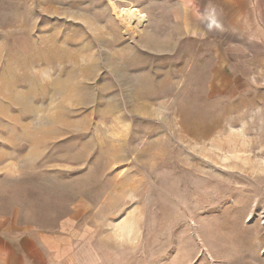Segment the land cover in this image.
Listing matches in <instances>:
<instances>
[{
  "label": "rangeland",
  "instance_id": "1",
  "mask_svg": "<svg viewBox=\"0 0 264 264\" xmlns=\"http://www.w3.org/2000/svg\"><path fill=\"white\" fill-rule=\"evenodd\" d=\"M194 4L0 0V231L54 264H264V17Z\"/></svg>",
  "mask_w": 264,
  "mask_h": 264
},
{
  "label": "crops",
  "instance_id": "2",
  "mask_svg": "<svg viewBox=\"0 0 264 264\" xmlns=\"http://www.w3.org/2000/svg\"><path fill=\"white\" fill-rule=\"evenodd\" d=\"M118 1L133 2L135 0ZM192 2L195 4L190 5V9L202 14L214 11L217 18H222L220 22L225 31L233 30L234 33L241 32L244 27L258 32V18L264 17V9L259 10L258 0H190V3ZM145 17L143 14V23L146 21ZM212 24L217 22L214 21ZM210 27L201 25L198 31L210 32ZM52 240L54 237L51 238L47 234L27 232L9 237L0 231V264H54L61 256L60 250H57V242Z\"/></svg>",
  "mask_w": 264,
  "mask_h": 264
},
{
  "label": "bare ground",
  "instance_id": "3",
  "mask_svg": "<svg viewBox=\"0 0 264 264\" xmlns=\"http://www.w3.org/2000/svg\"><path fill=\"white\" fill-rule=\"evenodd\" d=\"M115 9H119L116 6V0H108ZM123 7V6H122ZM118 12V11H117ZM120 19L128 26L134 25L137 27V24L140 23L142 16L140 11L136 7L123 8L119 10ZM117 14V13H116Z\"/></svg>",
  "mask_w": 264,
  "mask_h": 264
}]
</instances>
